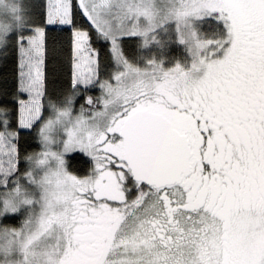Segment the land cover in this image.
Listing matches in <instances>:
<instances>
[{
    "label": "snow or ice",
    "instance_id": "1",
    "mask_svg": "<svg viewBox=\"0 0 264 264\" xmlns=\"http://www.w3.org/2000/svg\"><path fill=\"white\" fill-rule=\"evenodd\" d=\"M56 25L74 69L59 104L43 71ZM126 36L156 54L130 59ZM173 42L183 59L165 57ZM0 47L20 66L0 108V220L24 216L0 226V264H264V0H48L39 21L0 0ZM104 48L117 70L101 80ZM96 85L98 110L74 116ZM22 130L42 151L23 155ZM77 152L87 175L69 171Z\"/></svg>",
    "mask_w": 264,
    "mask_h": 264
},
{
    "label": "trees",
    "instance_id": "2",
    "mask_svg": "<svg viewBox=\"0 0 264 264\" xmlns=\"http://www.w3.org/2000/svg\"><path fill=\"white\" fill-rule=\"evenodd\" d=\"M46 0H31V5L28 4V9L31 15L37 20H40L42 13L46 10ZM78 3V0H75ZM74 3V4H75ZM41 26V25H38ZM215 28L212 24L211 27H202V31L211 33ZM61 29H65L61 31ZM49 49L48 57L45 63V90L54 102L59 104L65 96L70 95L72 92V73H73V53L70 37V28L68 26H49L48 34L46 37ZM122 47L125 54L132 58L136 54V48L140 51L139 40L136 37L123 38ZM100 43H94V47L100 48ZM138 44V45H137ZM138 47H137V46ZM178 54L176 50L167 51L168 56L174 60L183 59L185 56L184 49L178 44ZM171 60V59H170ZM115 62L108 54V48L102 49L101 63L99 67L100 79L108 78L115 68ZM19 85V54L13 52L11 48L1 47L0 49V108L8 107L11 105L4 104L3 101L13 99V95ZM99 85L95 87L89 86L87 90L81 87L80 91L74 98L73 109L74 112H79L81 106L84 109L88 106L86 103L87 97H92L94 100L100 97ZM5 92H11L13 95L5 96ZM55 95H52V94ZM26 98V95L25 97ZM11 119V117H9ZM19 147L23 155L35 153L41 149L40 143L36 134H28V130H22L19 136ZM69 169L72 173L78 176L87 175L88 170L92 167L89 158L85 157L82 153H75L69 157ZM21 173L27 170V162L21 161L19 164ZM20 215L16 216L13 221L19 220Z\"/></svg>",
    "mask_w": 264,
    "mask_h": 264
},
{
    "label": "rangeland",
    "instance_id": "3",
    "mask_svg": "<svg viewBox=\"0 0 264 264\" xmlns=\"http://www.w3.org/2000/svg\"><path fill=\"white\" fill-rule=\"evenodd\" d=\"M31 0H23V3L26 5V6H28V4H30L31 5V2H30ZM46 2V5H47V2H48V0H46L45 1ZM73 2L75 3V0H73ZM207 27H211L212 26V24H205ZM205 25H203L202 27H205ZM69 27V26H68ZM124 38H129L128 36H126V37H124ZM130 38H132V37H130ZM137 38V37H136ZM139 40V39H138ZM140 42V41H139ZM138 45V44H137ZM136 45V46H137ZM178 45V43H175V42H173V43H171V44H169L168 46H167V48H166V50H165V57L167 58V59H171V60H174L171 56H168V55H166L167 54V51H168V53L170 54V52H169V50H176V54H178V47L179 46H177ZM180 45V44H179ZM182 48H183V46L182 45H180ZM138 47V46H137ZM0 49H1V47H0ZM156 54V50L155 49H152L151 51H149V50H141L140 49V51L139 50H137V48H136V54H134V56L132 57V58H136V57H139V56H141V55H144V56H149V55H155ZM131 59V58H130ZM176 60H178V59H176ZM115 62V61H114ZM115 66H116V64H115ZM117 70V68L115 67L114 69H113V71H112V73H114L115 71ZM19 74H20V66H19ZM104 79H106V78H104ZM104 79H101V80H104ZM81 87H83V86H81ZM100 96H101V91H100ZM85 110V113H88V112H91V111H96V110H98V108H93V107H90L89 105L84 109ZM80 112V111H79ZM79 112H74L73 111V115L75 116V115H78L79 114ZM40 151H42V147H41V149H39L38 151H36L35 153H39ZM73 154H75V153H70V154H68L66 157H65V159L67 160V162H68V164H69V157L70 156H72ZM84 155V154H83ZM86 157V156H85ZM27 168H28V164H27ZM69 171H70V169H69ZM71 172V171H70ZM23 219H24V216L23 215H20V218H19V220H16V221H13V220H0V226H8V227H16V228H18L20 225H21V223H22V221H23Z\"/></svg>",
    "mask_w": 264,
    "mask_h": 264
},
{
    "label": "crops",
    "instance_id": "4",
    "mask_svg": "<svg viewBox=\"0 0 264 264\" xmlns=\"http://www.w3.org/2000/svg\"><path fill=\"white\" fill-rule=\"evenodd\" d=\"M56 26H61V25H56ZM73 70H74V69H73ZM43 71H44V88H45V65H44ZM26 98H27V97H26Z\"/></svg>",
    "mask_w": 264,
    "mask_h": 264
}]
</instances>
